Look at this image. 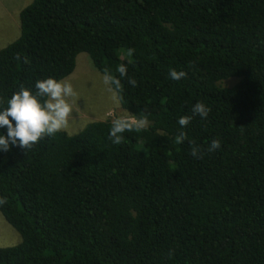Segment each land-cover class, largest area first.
<instances>
[{
  "label": "trees",
  "instance_id": "16d2710c",
  "mask_svg": "<svg viewBox=\"0 0 264 264\" xmlns=\"http://www.w3.org/2000/svg\"><path fill=\"white\" fill-rule=\"evenodd\" d=\"M18 24L0 48V110L85 53L102 75L127 65L137 86L113 91L149 124L121 144L105 119L0 150V215L20 238L0 264H264V0H31Z\"/></svg>",
  "mask_w": 264,
  "mask_h": 264
},
{
  "label": "clouds",
  "instance_id": "9594fccd",
  "mask_svg": "<svg viewBox=\"0 0 264 264\" xmlns=\"http://www.w3.org/2000/svg\"><path fill=\"white\" fill-rule=\"evenodd\" d=\"M135 50L128 49L131 56ZM190 63L189 67H193ZM118 76H114L107 68L104 70L103 83L109 90L113 88L119 91L122 88L121 78H127L132 87L137 86L134 78L128 77L127 65L120 64L116 68ZM174 80H180L187 76L184 70L172 69L169 73ZM36 91L21 86L19 91L12 94L7 100V107L0 110V128L7 129L6 135H0V150L9 151L11 146H18L26 151L31 149L41 139L52 137L56 133L66 129L69 125V118L72 116V98L77 96L73 84L68 80H57L49 77L37 80ZM211 109L202 102H197L193 108V115L207 118ZM192 117L182 116L178 123L183 128L187 126ZM14 122V123H13ZM147 116L137 119L128 117L117 118L112 121L109 138L115 144L123 142V133L141 131L148 127ZM187 139L185 132H180L176 137L177 143H182ZM190 143V154L197 158H202L204 149L194 142ZM219 140H212L207 147V152H213L220 148ZM8 202L7 197H0V206ZM173 253L170 251L169 256Z\"/></svg>",
  "mask_w": 264,
  "mask_h": 264
},
{
  "label": "rangeland",
  "instance_id": "374dc122",
  "mask_svg": "<svg viewBox=\"0 0 264 264\" xmlns=\"http://www.w3.org/2000/svg\"><path fill=\"white\" fill-rule=\"evenodd\" d=\"M31 0H0V48L18 35V13ZM103 75L97 72L88 56L79 53L75 57L74 68L63 78L73 84L77 96L72 98V116L65 131L78 132L87 122L95 120H115L126 117L119 107L114 91L103 83ZM235 79L223 80L221 85H231ZM132 119V118H131ZM20 238L0 215V247L17 244Z\"/></svg>",
  "mask_w": 264,
  "mask_h": 264
}]
</instances>
